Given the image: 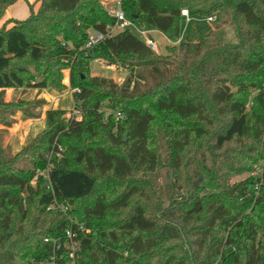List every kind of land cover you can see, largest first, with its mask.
I'll return each mask as SVG.
<instances>
[{
  "label": "trees",
  "instance_id": "16d2710c",
  "mask_svg": "<svg viewBox=\"0 0 264 264\" xmlns=\"http://www.w3.org/2000/svg\"><path fill=\"white\" fill-rule=\"evenodd\" d=\"M15 1L0 0V17ZM193 1L121 8L179 39ZM38 3L0 28V264H264V0H218L204 12L220 13L235 43L201 41L189 23L165 55L129 30L86 49L89 30L115 23L100 0ZM96 59L126 71L123 82L88 78ZM64 68L80 120L47 110L43 130L12 153L10 118L44 101L11 102L6 91L62 88ZM57 146L61 157L47 161ZM175 154L181 180L163 185Z\"/></svg>",
  "mask_w": 264,
  "mask_h": 264
},
{
  "label": "rangeland",
  "instance_id": "374dc122",
  "mask_svg": "<svg viewBox=\"0 0 264 264\" xmlns=\"http://www.w3.org/2000/svg\"><path fill=\"white\" fill-rule=\"evenodd\" d=\"M105 7H107L109 14L111 15L112 9L114 7V2L116 0H100ZM218 0H194L190 6L187 8L189 12L190 21L188 22L186 18L182 17L180 24L179 39H173L165 34H160L147 25H141L139 22L135 21L133 27L130 28V32L138 39L144 42V37L138 32V30H143L149 34V36L156 42L157 51L161 55L166 54V48L177 46L181 40L186 36L189 23L194 27L198 38L201 41L206 40L212 34V41H220L224 43H235L236 38L232 26L221 25L222 16L220 13H215L211 16H216L212 22L207 21L206 12ZM39 3L38 0H16L13 5L8 7L2 17H0V28L4 27L8 29L13 26L14 22H20L24 20L29 15V7L34 6L37 9ZM27 13L25 18L23 15ZM15 17V18H13ZM218 25V26H217ZM142 26V27H141ZM218 27V28H216ZM142 28V29H141ZM112 35L121 32L120 29L112 26L110 30ZM89 34H93V30L88 31ZM172 42H175L174 44ZM156 50H153L157 53ZM157 53V54H158ZM69 73L68 68L61 70V81L59 89H27V90H13L6 93L7 100L11 102L23 101L26 103H31L35 101L42 100L44 104L39 105L34 108V106L25 107L28 115L23 111H16L15 114L10 118V123L7 128V132L3 136V145L8 147L12 153L18 152L24 145L30 143L33 138L40 133L45 125V112L47 110L59 109L64 111V119H68V115H73L74 100L73 92L76 89L70 87L69 83ZM88 78L92 77H103L106 79H112L115 83L121 84L127 75L126 71H123L120 67L116 65H108L107 62L103 60L96 59L89 63L88 71L85 73ZM84 77V76H83ZM38 79V78H37ZM104 111L103 120L106 122L109 110L103 108ZM36 116V117H34ZM118 120L119 117L115 116ZM126 139V135H124ZM261 164H257L253 167L250 175H256L260 170ZM170 173H172V179H170ZM181 157L179 154H175L172 160V166L160 170V181L163 185L166 183H179L181 180ZM241 177H234L230 181L231 183L242 179ZM165 201V200H164ZM165 203H167L165 201ZM75 249V248H74Z\"/></svg>",
  "mask_w": 264,
  "mask_h": 264
},
{
  "label": "built area",
  "instance_id": "2783aa9c",
  "mask_svg": "<svg viewBox=\"0 0 264 264\" xmlns=\"http://www.w3.org/2000/svg\"><path fill=\"white\" fill-rule=\"evenodd\" d=\"M180 15H181V17L186 18V20L188 22L190 21L189 12L187 9L181 10ZM111 17L115 20L114 27L120 29L121 31H124V30L130 31V28L133 27V25L135 23L122 10L121 0H116L114 2V7H113L112 12H111ZM213 20L214 19L212 17L207 18V21H209V22H211ZM109 30L107 31L106 34L100 33V32H94L93 34H89L85 48L89 49V48L93 47L94 45H96L97 43L103 41L106 37L111 36L112 33ZM138 32L144 37V43L146 44V46L152 50H156V47H157L156 42L149 36V34L143 30H138ZM74 92H78V90H74ZM73 112H74L73 115H68V119H75L77 121L80 120L81 113L75 107V103H74ZM116 116L120 117V113H117ZM61 152H62V149L59 146H57L56 149H52L49 153H47L45 157H46L47 161L50 160L52 155H55L58 158H60ZM39 175L47 177V172L46 171L40 172ZM34 183L35 182L33 180L31 185H34ZM52 209H54L53 205L48 207V210H52ZM65 236L68 239V248L71 250L70 258H72L74 260V258H75L74 254H73L74 253V241H73L74 234L72 233L71 230H68L65 232ZM44 241L47 242L46 239ZM40 264H57V262H56V258L54 256H52Z\"/></svg>",
  "mask_w": 264,
  "mask_h": 264
},
{
  "label": "crops",
  "instance_id": "0c3cea01",
  "mask_svg": "<svg viewBox=\"0 0 264 264\" xmlns=\"http://www.w3.org/2000/svg\"><path fill=\"white\" fill-rule=\"evenodd\" d=\"M27 15V13H25L24 15H23V17H20L19 19H23V18H25V16ZM213 19L216 17L215 15L214 16H211ZM13 18H15V17H13ZM212 22V21H211ZM156 32H158V33H160L161 35L163 34V33H161V32H159V31H157V30H155ZM178 41H180V39H178ZM173 44L175 43V42H172ZM156 49H157V47H156ZM157 51V50H156ZM157 53H158V51H157ZM158 54H160V53H158ZM11 91H13V90H7V92H11ZM6 92V93H7Z\"/></svg>",
  "mask_w": 264,
  "mask_h": 264
},
{
  "label": "water",
  "instance_id": "95a60500",
  "mask_svg": "<svg viewBox=\"0 0 264 264\" xmlns=\"http://www.w3.org/2000/svg\"><path fill=\"white\" fill-rule=\"evenodd\" d=\"M133 20H136V17H133ZM125 140V137L123 138ZM170 179H172V173H170Z\"/></svg>",
  "mask_w": 264,
  "mask_h": 264
}]
</instances>
